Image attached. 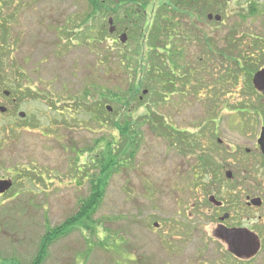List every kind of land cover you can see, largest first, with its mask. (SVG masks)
<instances>
[{"label": "rangeland", "instance_id": "1", "mask_svg": "<svg viewBox=\"0 0 264 264\" xmlns=\"http://www.w3.org/2000/svg\"><path fill=\"white\" fill-rule=\"evenodd\" d=\"M0 1V106L7 108L0 115V176L13 178L0 197V264H34L42 241L48 242L40 264H194L199 255L220 257L222 246L212 234L222 209L206 204V191L192 194L187 180L199 179L202 160L220 168L224 144L246 140L251 148L259 133L264 101L251 84L257 70L249 76L247 64L240 69L230 55L239 59V51L254 56L258 50L256 57L264 56V0H222L216 12L192 8L194 15L180 20L181 28L160 45L163 86L155 94L144 79L139 102L127 107L132 152L114 121L124 118L121 97L133 94L138 52L149 49L140 27L151 21V6L139 14L147 0L139 12L134 4L117 7L109 0L110 12L91 25L101 32L92 40L79 36L88 27L81 22L87 0ZM230 39L238 43L232 50ZM167 43L175 64L163 49ZM240 108L258 114L239 115L234 110ZM239 121L253 130L237 131L232 124ZM178 138L182 148L167 140ZM107 151L116 158L100 176V205L85 224L75 220L66 229L89 205L85 199ZM228 158L237 165L235 154ZM192 205L202 210V219L191 218ZM169 228L174 230L166 236Z\"/></svg>", "mask_w": 264, "mask_h": 264}, {"label": "flooded vegetation", "instance_id": "2", "mask_svg": "<svg viewBox=\"0 0 264 264\" xmlns=\"http://www.w3.org/2000/svg\"><path fill=\"white\" fill-rule=\"evenodd\" d=\"M119 1L116 0L117 3ZM137 1L127 0V5L134 4L135 9L139 12L140 3ZM121 3V6H123L124 3ZM146 10L147 8L144 9L143 7L139 14L142 13L145 16L147 14ZM129 13L131 12L129 11ZM146 24L147 21L141 25L140 30H143ZM165 39L166 41L170 40L163 37L161 46L165 43ZM167 45L169 44L165 45L164 50H167ZM161 46L160 50L162 49ZM4 54V45L0 41V60L2 61V64L0 61V73L4 70ZM163 71L164 66L161 73ZM169 73L174 74V69L169 70ZM169 82L165 80V83L168 84ZM163 83L160 86H163ZM8 94L6 93V96ZM0 107L4 108L3 111L0 110V115H4L7 108L5 106ZM232 126L237 131L253 130L252 124H243L241 121L232 124ZM259 133L251 148H247L245 145L246 140L237 141V144H239L237 146H235L236 142L234 141L224 144L222 155H225L223 157L225 160L222 162L221 167L209 170L205 175V181L201 180V182L204 181V184L200 185L199 188L192 187L195 184H200L198 179L195 183L190 184L189 189L192 194L206 191L208 194L206 204L211 205L217 211L222 209V213L217 216L219 221L213 230L212 236L216 242L221 244L223 254L213 260L205 259L202 255H199L196 257L194 264H264V153L259 145ZM1 142L2 140H0ZM233 154H235L237 165L231 162L226 163V160H229L228 156ZM6 179L11 180L13 186L12 177L0 176V181ZM210 197H213L216 201H210ZM200 206L203 207V204H200ZM191 209L195 211V214L193 211L189 214L192 219L197 220L204 217L202 210L198 209L196 205H192ZM153 226L155 228L161 227L157 222H154ZM173 230L169 228V230H164L163 234L171 236L168 232ZM162 240L169 243V240L167 242L165 239Z\"/></svg>", "mask_w": 264, "mask_h": 264}, {"label": "trees", "instance_id": "3", "mask_svg": "<svg viewBox=\"0 0 264 264\" xmlns=\"http://www.w3.org/2000/svg\"><path fill=\"white\" fill-rule=\"evenodd\" d=\"M120 1L123 2L124 5H127V0H120ZM120 1L116 4L117 7L118 5H122ZM157 1L158 0H147L146 4H144V9L149 6H151V9H152L151 18H149L151 19V21L150 20L149 22L147 21V24L144 27V33H145L144 40H146V43H148L149 49H146L145 51H142V52L140 51L138 52L139 56L136 57L137 68L135 69L132 75L133 84H132L131 90L133 91V94L124 95L123 97H121L119 101V103L121 104L120 112H121V115L124 116V118L122 119L120 123L117 121H114L116 130L120 133L121 137L124 138V143L127 145V148L131 149V152L134 149V147H132L133 140H132V137H130V135L134 130L132 129L133 123H132V117L130 115L131 110L130 108L127 109V107L136 99L138 89L139 87L142 86V82L144 79L150 81L151 85H153L151 87H148L149 90L150 91L152 90L153 92H155V94H157L156 88L162 83L161 80L158 81V76L162 75L161 67H163L164 65L162 64L161 61L165 60L164 54L160 53L159 51L160 45L163 42L162 38L166 37L168 39H171V37L175 34L174 32H176V29L181 28L180 20H182L183 17H186V16L190 17L191 15H194L193 9H197L196 10L197 13L201 12L200 10H204V9H206V12H216L217 11L216 9H218V7L221 5L222 0H159L160 3ZM107 2H109V0H102V1L87 0V6L89 9V12H87V14L81 20V22H84L85 24H87L88 27L84 32H80L79 36H81L82 38L84 37V38H88L89 40H92L94 36L101 35V32L98 33V30L96 29L97 27H91V25L95 24L94 22L96 19L104 18L105 14H103V12H107V13L110 12L109 10L110 5L106 7ZM137 2L141 3L142 0H138ZM1 4L2 2L0 1V5ZM157 10H158L159 16L155 15ZM252 12L253 11L251 9L250 13L248 14H252ZM99 14H101V16H97ZM100 27L102 31V28L104 27L103 23L102 25H100ZM151 27L153 28L149 30ZM190 28H191L190 30L193 31L192 29L193 27L191 26ZM55 29L59 30V27ZM75 29H80V27H75ZM4 35L5 34H1L0 41H2V38L4 41ZM227 42L229 43V49L232 50L235 46L234 44L236 43L231 39ZM258 42L259 40L257 39V42H254V44H257ZM248 46H250V44ZM257 46L258 44L256 45V47ZM167 50H168L167 54L169 55L168 59L175 64V61L177 60L175 56L176 53L169 49ZM249 51L250 50H248V53H243V54H242L243 51H239L240 53V56L238 57L239 59L231 55H230V59L234 60L235 64H237L240 69H242V67H240L241 66L240 63H243V65H245L246 63L250 69L248 75L251 76L252 72L260 68L259 66L264 61V56L256 57V55L258 54L257 52L258 50L255 52L254 56H253V53ZM219 54L222 55V53H219ZM1 64H2V61H1ZM2 76L3 75L0 74V84H4V80L2 79ZM166 81L168 80L166 79ZM9 87L13 88V85L9 84ZM153 87L155 90L153 89ZM261 99L264 101L262 97ZM136 101L139 102L138 99H136ZM234 111L239 112V115L244 114V113L248 115L258 114L257 113L258 110L254 108L253 109L240 108V109H235ZM171 131H174V129H172ZM167 140L169 141V144H172L175 146L180 145V147L182 148L183 141L181 138H178L175 140H170V139H167ZM107 143H106L107 146H111V143L109 142ZM120 146H122V144ZM115 158L116 157H113L112 155V151H107L105 153L104 158L101 159L98 177L95 181H92L90 194L87 197V199H85V200L89 199V205L87 206L86 204H83L82 208H80L78 213L75 214V217L67 221L66 229L72 226L75 220H78L81 224H85L86 221L90 219V216L94 213V211L98 208L97 206L100 205L103 199L102 194L104 192L103 189H101V186L105 184V182L101 183L100 176L104 177V173L106 171L110 172V170L113 169ZM201 162L203 164H202V168H200L201 175L198 179L199 180L198 182L200 184H195L192 187H200V185H203L205 181L204 178H206L205 176L206 173L212 168L214 169L215 166L217 165L215 162L212 163L211 161L206 162L202 160ZM116 165H117V162H116ZM202 179L204 180L203 182H201ZM192 183H195V181L187 180V184H192ZM98 202L99 204H97ZM42 242L40 245L42 251L40 252L39 257H36L34 264L35 263L40 264V262L44 258L45 254H43L42 256L41 254L43 253V250L45 249L46 243L48 241L44 243Z\"/></svg>", "mask_w": 264, "mask_h": 264}, {"label": "water", "instance_id": "4", "mask_svg": "<svg viewBox=\"0 0 264 264\" xmlns=\"http://www.w3.org/2000/svg\"><path fill=\"white\" fill-rule=\"evenodd\" d=\"M212 17H213L212 14L208 15L209 19H211ZM214 18L217 21L220 20L219 15H215ZM108 24H109V32L112 33L115 30V27L113 26L112 18H109ZM119 40H120V42H125L126 36L124 33L122 35H120ZM252 84H253V87L255 88V90L257 92L261 93L262 96L264 97V66L253 74ZM146 92L147 91L145 90L144 94ZM107 108H108V110H110L109 107H107ZM0 110L3 111L4 108L0 107ZM18 115H19V117H24L25 113L20 112ZM258 141H259L260 148H261L262 152L264 153V113H263V127L261 129V134H260V138ZM11 185H12L11 180L0 181V194L7 191L11 187ZM210 201L215 202L216 200L213 197H210Z\"/></svg>", "mask_w": 264, "mask_h": 264}]
</instances>
